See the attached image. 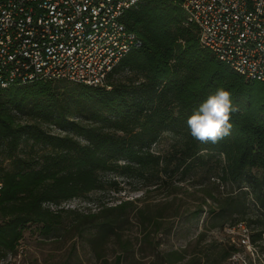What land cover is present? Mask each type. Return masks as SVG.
<instances>
[{
    "label": "trees",
    "instance_id": "16d2710c",
    "mask_svg": "<svg viewBox=\"0 0 264 264\" xmlns=\"http://www.w3.org/2000/svg\"><path fill=\"white\" fill-rule=\"evenodd\" d=\"M182 2L140 0L125 11L123 23L142 44L118 62L103 87L37 81L0 89V258L15 251L26 225H40L45 237L62 215L72 214L103 233L89 241L102 264H128L131 243L115 232L122 215L109 213L124 203L86 214L60 203L103 192L105 184L117 190L116 178L136 180L147 191L165 177L183 179L194 167L236 188L223 202L207 193L217 205L212 212L228 214L239 232V224L248 227V243L264 252V82L245 80L202 48L197 28L185 25ZM218 87L231 92L232 128L218 143L202 144L186 119ZM163 132L171 134V144L155 150ZM214 155L215 166L207 168ZM51 204L58 209L50 210ZM136 212L139 222L159 230L161 212ZM146 229L142 241L152 232ZM111 232L118 249L109 261L102 249ZM202 238L199 232L189 253L183 247L155 257L159 264H234L226 263L238 252L234 244L201 245Z\"/></svg>",
    "mask_w": 264,
    "mask_h": 264
},
{
    "label": "built area",
    "instance_id": "2783aa9c",
    "mask_svg": "<svg viewBox=\"0 0 264 264\" xmlns=\"http://www.w3.org/2000/svg\"><path fill=\"white\" fill-rule=\"evenodd\" d=\"M139 1L0 0V89L37 81L105 86L142 44L123 23ZM181 7L202 48L245 80L264 82V0H183ZM0 264H22L20 254Z\"/></svg>",
    "mask_w": 264,
    "mask_h": 264
},
{
    "label": "rangeland",
    "instance_id": "374dc122",
    "mask_svg": "<svg viewBox=\"0 0 264 264\" xmlns=\"http://www.w3.org/2000/svg\"><path fill=\"white\" fill-rule=\"evenodd\" d=\"M62 84L71 83L64 81L54 83L57 86ZM171 137L170 133L163 132L156 145H153L154 149L166 150L171 144ZM217 157L214 155L208 161L211 167L207 168L215 166ZM193 169L183 179L179 175L165 177L158 181V187L150 186L147 191H144V187L136 180L125 181L116 178L117 190H110L109 184H105L103 192L90 191L85 195L86 199L61 202L60 207L86 214L97 213L103 208H113L124 203L120 211L109 213L116 215L120 212L122 215L118 223L119 228H116L115 232L120 234L121 240L128 239L131 243L128 264L135 262L159 264L160 259L155 257L156 253L183 247H187L189 253L199 232L203 233L201 245H208L214 241L217 244L236 246L238 252L227 259L226 263L230 260L234 264L236 262L264 264V252L258 251L259 246L252 247L246 240L249 228L243 225L239 232L238 228L231 226L232 219L228 214L218 215L214 213L215 211L212 212L217 205L206 194L210 193L219 202H223L226 196L236 194V188L230 184L220 186L215 174L207 173L200 168ZM109 177L110 175H107L105 181ZM246 202L248 211L253 214V202L250 197ZM48 207L50 210L58 209L52 204ZM139 208H143L145 215L161 212L163 217L158 231L149 229L150 223L147 221L141 223L136 219V210ZM198 210L201 212L193 215ZM62 219L60 226L55 227L51 234L45 237L40 234V225H26L15 251L7 254L11 256L20 254L22 264H102V259L95 257L89 241H99L103 233L100 234L94 225H85L86 221L81 217L64 214ZM213 224L218 227L210 228ZM142 226H146L147 231H152L147 241H142L144 234ZM116 239V235L111 232L106 238L107 243L103 245V253L109 261L113 260L117 253ZM260 246H264V235ZM142 255L144 258L140 259Z\"/></svg>",
    "mask_w": 264,
    "mask_h": 264
},
{
    "label": "clouds",
    "instance_id": "9594fccd",
    "mask_svg": "<svg viewBox=\"0 0 264 264\" xmlns=\"http://www.w3.org/2000/svg\"><path fill=\"white\" fill-rule=\"evenodd\" d=\"M234 111L231 92L218 87L187 117L190 135L202 144L218 143L230 135V120Z\"/></svg>",
    "mask_w": 264,
    "mask_h": 264
}]
</instances>
